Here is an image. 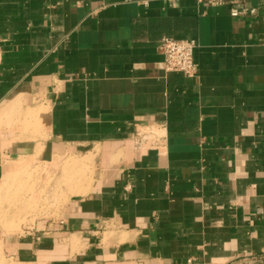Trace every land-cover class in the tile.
<instances>
[{
	"label": "crops",
	"instance_id": "1",
	"mask_svg": "<svg viewBox=\"0 0 264 264\" xmlns=\"http://www.w3.org/2000/svg\"><path fill=\"white\" fill-rule=\"evenodd\" d=\"M239 3L256 13L0 0V180L94 164L57 218L0 237L3 264H264V0ZM163 36L196 41L193 76L164 68Z\"/></svg>",
	"mask_w": 264,
	"mask_h": 264
},
{
	"label": "rangeland",
	"instance_id": "2",
	"mask_svg": "<svg viewBox=\"0 0 264 264\" xmlns=\"http://www.w3.org/2000/svg\"><path fill=\"white\" fill-rule=\"evenodd\" d=\"M23 162L6 166L0 180V237L20 231L22 225L57 218L72 195L87 185L93 176L91 155L79 157L69 152L55 156L46 164L29 165Z\"/></svg>",
	"mask_w": 264,
	"mask_h": 264
},
{
	"label": "built area",
	"instance_id": "3",
	"mask_svg": "<svg viewBox=\"0 0 264 264\" xmlns=\"http://www.w3.org/2000/svg\"><path fill=\"white\" fill-rule=\"evenodd\" d=\"M210 4L229 3L230 15L254 14V7H245L239 0H206ZM196 41L192 38H174L171 36L161 37L156 44V49L163 56L164 68L169 71H179L187 76H193L197 71V65L193 58V50ZM1 62V51H0ZM192 259H187L186 264H191Z\"/></svg>",
	"mask_w": 264,
	"mask_h": 264
}]
</instances>
